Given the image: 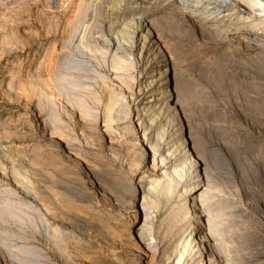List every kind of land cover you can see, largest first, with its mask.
Segmentation results:
<instances>
[{
    "label": "rangeland",
    "instance_id": "374dc122",
    "mask_svg": "<svg viewBox=\"0 0 264 264\" xmlns=\"http://www.w3.org/2000/svg\"><path fill=\"white\" fill-rule=\"evenodd\" d=\"M120 3L0 0V264H168L195 222L213 264H264L259 50L212 40L189 18L160 37L184 135L206 168L193 207L185 182L159 178L188 162H160L158 133L174 117L150 126L134 111L143 72L112 11ZM190 255L186 264H209L199 248Z\"/></svg>",
    "mask_w": 264,
    "mask_h": 264
},
{
    "label": "bare ground",
    "instance_id": "6f19581e",
    "mask_svg": "<svg viewBox=\"0 0 264 264\" xmlns=\"http://www.w3.org/2000/svg\"><path fill=\"white\" fill-rule=\"evenodd\" d=\"M118 1H121V3L112 11L116 18H121V28L125 29L124 32L127 35V39L123 37L124 42L128 46L131 45L136 48V61L138 60L137 64L141 65L143 72L137 90L141 99L135 105L134 111L138 119L148 118L150 126L153 123L155 125L156 118L160 117L163 111H169V117L175 118H170V120L167 117L166 125L168 129L165 132L163 130V132L158 133L161 136L162 143L165 144L166 152V156H160V162L164 163L167 159L176 156L185 157L188 162L178 169L176 165H171V170H163L159 178H169L168 189L173 187L174 180H177V184L185 182L181 197L185 199L193 197L191 201L194 207L193 204L196 200L193 195L199 187L204 185L206 168L205 166L202 168V163L195 158L196 149L192 140L189 141L190 137L184 135L186 132L185 120L180 117V110L177 105L179 90L177 87V74L174 73L175 64L173 57L167 53L164 44L161 43L160 37L162 34H168L172 28L175 29L174 26L184 29L182 20L189 18L197 26L200 33L206 32L212 40L218 42L225 40L228 47H231L233 40H240L242 44L259 50L256 57L259 59V61L257 59L258 65L263 66L264 0H147L143 3L138 2V0ZM144 11L147 14L152 13L144 15ZM163 12L165 15L162 14L163 16L160 17L159 15ZM156 24L160 27H156ZM241 26H246L250 33L241 32L239 30ZM114 33L117 35V31ZM117 39H119L118 35L113 37L115 43L120 47L121 44ZM106 41L110 42L109 40ZM165 53H167V56H165ZM160 54L163 56L162 59L159 58ZM113 59L115 61L120 60L115 52L111 54L112 65ZM255 64H257L256 61ZM170 72L172 73L170 74ZM173 99H175L174 103L171 102ZM111 104L112 102L109 103L108 107ZM163 124L165 125V121ZM174 127L177 128L173 130ZM144 129H146L145 126L142 130L143 136L146 132ZM172 130L173 132H171ZM188 132L190 135V131ZM173 134H176L175 138ZM178 136H181V138L176 140ZM152 183L154 188L159 189L160 180H154ZM196 223L194 224L195 229L198 228ZM194 228L183 235L180 240L179 254L174 257L170 256L168 264H186V259L195 251V248L208 253V257L213 256V246L204 244V236L196 234ZM211 257H209V264L214 263L210 260Z\"/></svg>",
    "mask_w": 264,
    "mask_h": 264
}]
</instances>
